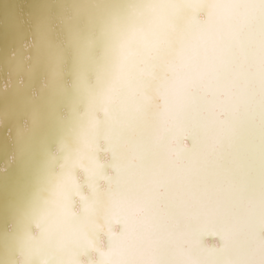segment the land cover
<instances>
[{"label":"bare ground","instance_id":"obj_1","mask_svg":"<svg viewBox=\"0 0 264 264\" xmlns=\"http://www.w3.org/2000/svg\"><path fill=\"white\" fill-rule=\"evenodd\" d=\"M0 264H264V0H0Z\"/></svg>","mask_w":264,"mask_h":264}]
</instances>
